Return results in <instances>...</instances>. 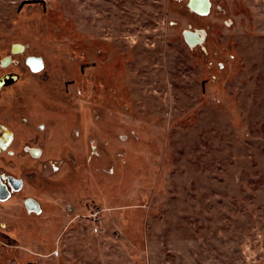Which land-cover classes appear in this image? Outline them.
<instances>
[{"label": "rangeland", "instance_id": "1", "mask_svg": "<svg viewBox=\"0 0 264 264\" xmlns=\"http://www.w3.org/2000/svg\"><path fill=\"white\" fill-rule=\"evenodd\" d=\"M210 1L0 0V58L44 65L0 94V264H264V0ZM95 206L105 234L73 221Z\"/></svg>", "mask_w": 264, "mask_h": 264}, {"label": "flooded vegetation", "instance_id": "2", "mask_svg": "<svg viewBox=\"0 0 264 264\" xmlns=\"http://www.w3.org/2000/svg\"><path fill=\"white\" fill-rule=\"evenodd\" d=\"M11 49L10 53L0 58V94L3 93L6 85H8L9 79H13V81L21 79V74L19 75L14 69L24 66L34 73L44 66L38 56L27 55L24 59L19 58L20 54H24L27 50L22 43L14 44ZM24 120L29 121L26 117H24ZM46 128L47 125L45 123L37 125L38 131H44ZM17 137L18 134L8 122H0V202L2 203H9L14 197H20L24 188V182L17 177H13L7 167L10 158L19 156L16 146ZM23 149L24 152L29 153L34 159L43 157L45 153L44 148L39 145L30 146L25 144ZM23 205H25L29 213H40L43 211L41 204L30 196L23 199ZM72 209L73 207L70 204L69 210L72 211ZM80 215L76 214L73 217V221L76 219L81 221Z\"/></svg>", "mask_w": 264, "mask_h": 264}, {"label": "built area", "instance_id": "3", "mask_svg": "<svg viewBox=\"0 0 264 264\" xmlns=\"http://www.w3.org/2000/svg\"><path fill=\"white\" fill-rule=\"evenodd\" d=\"M110 209L95 206L85 210L84 213H81L79 216L83 222H85L86 229L91 231L93 234H105L103 222L105 220L104 214L109 212ZM116 235L119 236L122 234V231L116 229ZM121 233V234H120Z\"/></svg>", "mask_w": 264, "mask_h": 264}, {"label": "water", "instance_id": "4", "mask_svg": "<svg viewBox=\"0 0 264 264\" xmlns=\"http://www.w3.org/2000/svg\"><path fill=\"white\" fill-rule=\"evenodd\" d=\"M189 6L196 10L200 14H206L209 12L211 7L210 0H189ZM204 37L201 32L188 30L185 32V38L188 43L191 44H202L204 42Z\"/></svg>", "mask_w": 264, "mask_h": 264}, {"label": "bare ground", "instance_id": "5", "mask_svg": "<svg viewBox=\"0 0 264 264\" xmlns=\"http://www.w3.org/2000/svg\"><path fill=\"white\" fill-rule=\"evenodd\" d=\"M203 33V32H202Z\"/></svg>", "mask_w": 264, "mask_h": 264}]
</instances>
